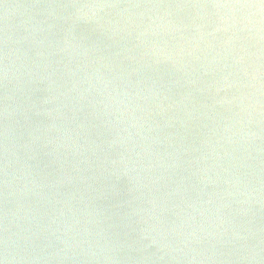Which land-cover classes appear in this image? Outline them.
I'll list each match as a JSON object with an SVG mask.
<instances>
[{"label":"water","instance_id":"95a60500","mask_svg":"<svg viewBox=\"0 0 264 264\" xmlns=\"http://www.w3.org/2000/svg\"><path fill=\"white\" fill-rule=\"evenodd\" d=\"M0 264H264V0H0Z\"/></svg>","mask_w":264,"mask_h":264}]
</instances>
